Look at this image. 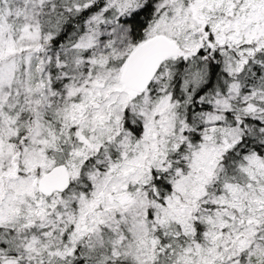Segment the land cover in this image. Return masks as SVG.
Segmentation results:
<instances>
[{"label":"snow or ice","instance_id":"snow-or-ice-1","mask_svg":"<svg viewBox=\"0 0 264 264\" xmlns=\"http://www.w3.org/2000/svg\"><path fill=\"white\" fill-rule=\"evenodd\" d=\"M0 264H264V0H0Z\"/></svg>","mask_w":264,"mask_h":264}]
</instances>
